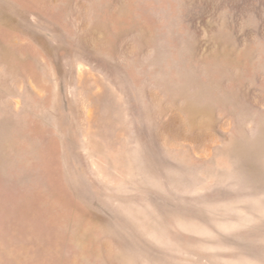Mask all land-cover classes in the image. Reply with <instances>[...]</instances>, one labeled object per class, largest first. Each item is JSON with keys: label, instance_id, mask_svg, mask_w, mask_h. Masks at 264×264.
Masks as SVG:
<instances>
[{"label": "rangeland", "instance_id": "rangeland-1", "mask_svg": "<svg viewBox=\"0 0 264 264\" xmlns=\"http://www.w3.org/2000/svg\"><path fill=\"white\" fill-rule=\"evenodd\" d=\"M0 264H264V0H0Z\"/></svg>", "mask_w": 264, "mask_h": 264}]
</instances>
